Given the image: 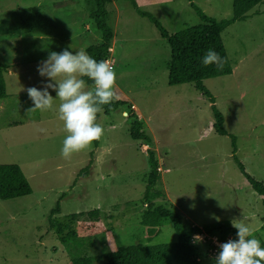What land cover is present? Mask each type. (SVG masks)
Returning a JSON list of instances; mask_svg holds the SVG:
<instances>
[{
  "label": "rangeland",
  "instance_id": "obj_1",
  "mask_svg": "<svg viewBox=\"0 0 264 264\" xmlns=\"http://www.w3.org/2000/svg\"><path fill=\"white\" fill-rule=\"evenodd\" d=\"M193 1L218 20L234 15L233 0ZM92 5L0 0V60L9 66L7 95L0 98V164L20 165L33 189L0 199V264H71L75 257L123 246L176 242L172 222L157 234L144 224L151 206L176 210L188 228L245 217L252 235L264 240V195L236 159L264 183V1L221 32L232 74L204 80L228 135L215 131L212 102L194 83L169 84L172 50L156 25L132 0L110 3L106 23L115 35L109 64L116 73V100L125 104L104 110L97 118L101 138L65 160L60 156L63 121L57 111L30 110L27 89L42 87L37 64L50 51L87 52L101 40ZM137 5L169 33L202 22L190 0H137ZM32 7L42 20L33 18L30 25L25 9ZM54 105L58 108V99ZM134 113L153 145L131 136ZM151 150L160 161L155 190L161 194L150 201L145 195ZM57 205L61 212L52 214ZM93 210L99 212L91 215ZM60 225L64 235L75 231L81 242L64 243ZM201 260L212 264L207 257Z\"/></svg>",
  "mask_w": 264,
  "mask_h": 264
},
{
  "label": "trees",
  "instance_id": "obj_2",
  "mask_svg": "<svg viewBox=\"0 0 264 264\" xmlns=\"http://www.w3.org/2000/svg\"><path fill=\"white\" fill-rule=\"evenodd\" d=\"M91 6V15L96 20L98 29L101 31V40L87 47V53L96 60L106 61L110 58V49L114 41V30L107 25L109 15L108 5L114 0H87ZM137 11L142 16L148 17L159 30L164 38L167 39L172 50V56L168 63L169 84L194 83L198 90L207 96L212 102L215 112L214 129L221 135H228L224 127V115L216 107L215 99L212 93L204 85V80L216 76L232 74L233 67L229 60L226 47L221 38V32L230 24L237 20H243L249 16L250 10L264 0H233L234 15L231 19L218 20L207 15L193 0L191 4L197 11L202 22L186 26L175 33H169L164 25L155 16L149 12L141 10L137 5V0H132ZM25 23L31 25L33 18L41 21L39 13L35 7L25 9ZM214 49L224 58L222 69H217L215 65L204 66L201 63L203 55L208 49ZM8 64L0 60V98L7 95V84L5 73L8 70ZM87 85L92 86V82L84 77ZM125 104L123 101L115 100L110 105L101 106L102 110L97 113V118L105 110L106 112L114 111L120 105ZM131 107V105H129ZM131 136L134 139L149 141L153 145L150 136L144 130V123L136 113L133 114ZM234 153L237 151L235 136H233ZM240 168L245 176L249 179L252 186L264 195V183L254 179L247 173L244 164L236 157ZM150 171L148 174V183L146 187V199L150 200L151 196L157 197L161 194L155 190L156 184L161 178L160 161L156 151L151 150L148 157ZM32 186L26 177L21 166L18 164H0V199H12L19 196L31 194ZM153 197V198H154ZM151 201V200H150ZM60 205L52 209V214L61 212ZM98 210L90 212L91 215L97 214ZM145 225L151 233H159L161 226L166 222H172L178 236V240L172 243H162L155 245L133 244L119 247L114 251L103 252L97 256H78L73 258L71 264H201L202 256L211 259L214 264V258L207 253V246H198L193 243L192 237L196 233L207 232L208 234H219L223 237L234 236L236 238L237 229L229 221L217 222L203 227L193 225L187 227L184 217L172 208L165 206L150 207ZM65 227L60 225L59 232L64 243L81 242L75 231L64 235ZM157 230V231H156ZM264 246V240H261Z\"/></svg>",
  "mask_w": 264,
  "mask_h": 264
},
{
  "label": "clouds",
  "instance_id": "obj_3",
  "mask_svg": "<svg viewBox=\"0 0 264 264\" xmlns=\"http://www.w3.org/2000/svg\"><path fill=\"white\" fill-rule=\"evenodd\" d=\"M201 63L222 69L224 58L210 48L203 55ZM37 73L44 79L41 88L27 89L33 102L30 110L58 112L66 133L60 156L65 160L70 159L74 153L88 148L103 135L97 113L102 110L101 106L110 105L118 98L115 92L116 73L106 61L96 60L85 50L73 52L68 48L60 52L50 51L37 64ZM84 77L92 82L90 88ZM49 89L55 92V98ZM54 99L59 100L58 108L54 105ZM213 218L219 220L218 217ZM245 221L246 218L242 217L231 222L237 229L236 238L219 244L214 264H264V246L252 235V229ZM193 241L199 243L202 237L195 235Z\"/></svg>",
  "mask_w": 264,
  "mask_h": 264
},
{
  "label": "built area",
  "instance_id": "obj_4",
  "mask_svg": "<svg viewBox=\"0 0 264 264\" xmlns=\"http://www.w3.org/2000/svg\"><path fill=\"white\" fill-rule=\"evenodd\" d=\"M106 62L109 64L110 62V58L106 60ZM112 67H114V63L111 65ZM133 107L135 108V106L133 105ZM143 149L147 150L149 145L148 144H143ZM159 170H161V168H159ZM195 235H200L202 237V241L199 243H196L193 241V237ZM192 237V241L193 243L197 244L198 246H204L206 245L207 248V253L210 257L215 258V256L218 254L219 252V244L228 241L229 239H235L234 236H228V237H223L219 234H208L207 232H200V233H196L194 234Z\"/></svg>",
  "mask_w": 264,
  "mask_h": 264
},
{
  "label": "crops",
  "instance_id": "obj_5",
  "mask_svg": "<svg viewBox=\"0 0 264 264\" xmlns=\"http://www.w3.org/2000/svg\"><path fill=\"white\" fill-rule=\"evenodd\" d=\"M135 106V105H134ZM135 110H137V107L135 106ZM138 114H139V112H138ZM140 115V114H139ZM141 116V115H140Z\"/></svg>",
  "mask_w": 264,
  "mask_h": 264
}]
</instances>
